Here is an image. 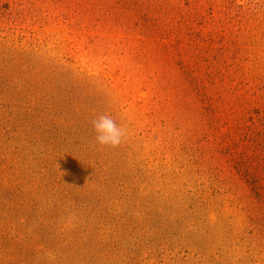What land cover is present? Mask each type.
<instances>
[{
	"label": "rangeland",
	"instance_id": "obj_1",
	"mask_svg": "<svg viewBox=\"0 0 264 264\" xmlns=\"http://www.w3.org/2000/svg\"><path fill=\"white\" fill-rule=\"evenodd\" d=\"M0 264H264V0H0Z\"/></svg>",
	"mask_w": 264,
	"mask_h": 264
},
{
	"label": "clouds",
	"instance_id": "obj_2",
	"mask_svg": "<svg viewBox=\"0 0 264 264\" xmlns=\"http://www.w3.org/2000/svg\"><path fill=\"white\" fill-rule=\"evenodd\" d=\"M97 133L96 140L102 145L117 146L120 143L123 131L109 116H100L93 122Z\"/></svg>",
	"mask_w": 264,
	"mask_h": 264
}]
</instances>
